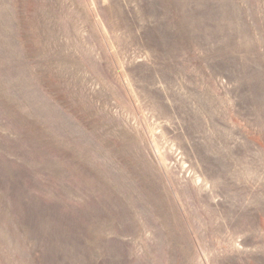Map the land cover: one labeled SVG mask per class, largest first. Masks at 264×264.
<instances>
[{
  "label": "rangeland",
  "instance_id": "rangeland-1",
  "mask_svg": "<svg viewBox=\"0 0 264 264\" xmlns=\"http://www.w3.org/2000/svg\"><path fill=\"white\" fill-rule=\"evenodd\" d=\"M0 264H264V0H0Z\"/></svg>",
  "mask_w": 264,
  "mask_h": 264
}]
</instances>
